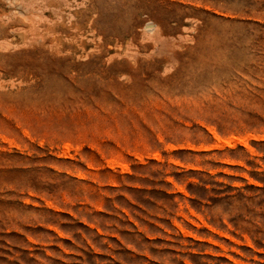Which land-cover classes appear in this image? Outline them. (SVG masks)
Wrapping results in <instances>:
<instances>
[{
  "label": "rangeland",
  "instance_id": "obj_1",
  "mask_svg": "<svg viewBox=\"0 0 264 264\" xmlns=\"http://www.w3.org/2000/svg\"><path fill=\"white\" fill-rule=\"evenodd\" d=\"M0 264H264V0H0Z\"/></svg>",
  "mask_w": 264,
  "mask_h": 264
}]
</instances>
